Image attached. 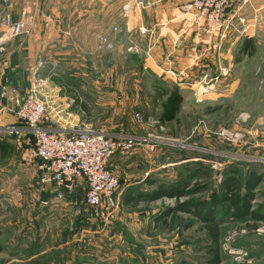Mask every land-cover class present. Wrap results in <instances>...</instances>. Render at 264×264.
<instances>
[{"label": "rangeland", "instance_id": "374dc122", "mask_svg": "<svg viewBox=\"0 0 264 264\" xmlns=\"http://www.w3.org/2000/svg\"><path fill=\"white\" fill-rule=\"evenodd\" d=\"M233 3L239 4L240 29L234 24L236 17L224 20ZM254 3L258 0L236 1L224 8L214 46L220 45L222 51L230 30L248 35L245 20L254 21ZM92 33L80 34L72 43L71 56L60 52L57 43L59 50L42 40L35 77L55 89L78 127L87 124L110 138L133 137L139 145L110 158L114 170H108L119 184L114 207L94 214L83 205L80 189L58 200L44 190L34 164L26 159L33 149L31 133L17 138L7 131L5 138L0 136L5 150H0V264H205L209 239L197 218L181 213L167 225L156 223V216L173 206L172 199L148 203L149 210L142 211L147 203L142 197L135 195V208L126 205L125 197L143 189L132 185V178L171 184L180 174L193 184L205 182L207 175L220 195L218 184L231 171L242 183L256 172L261 181L253 190L251 207L264 210V31L236 43L230 68L223 67L222 54L214 57L210 73H203L198 82L201 87V80L213 79L215 85L209 84L204 92L194 90L193 100L185 101L173 121L166 123L153 119L162 113L160 91L154 89L162 82L153 85L142 75L143 56L99 51ZM45 92H39L38 99L51 109ZM74 99L88 106L89 115L80 111ZM14 126L21 123L16 120ZM244 192L242 188L239 195ZM219 216L220 264H264V236L246 230L251 220L236 222ZM184 221L191 226L185 228Z\"/></svg>", "mask_w": 264, "mask_h": 264}, {"label": "crops", "instance_id": "0c3cea01", "mask_svg": "<svg viewBox=\"0 0 264 264\" xmlns=\"http://www.w3.org/2000/svg\"><path fill=\"white\" fill-rule=\"evenodd\" d=\"M179 3V0H10L8 3L10 18L13 21L18 20L24 10L29 24L25 35L15 39L4 38V51L0 53V92L4 90L6 94L3 98L0 97V136L5 138L6 129L16 123L14 111L31 84L37 80L35 75L40 62L36 59L42 51L40 49L42 40L52 42L48 45L49 48L59 50L60 46V52L71 56L75 47L72 43L79 39L80 34L84 36L93 31L95 46V40L97 41L99 36H105L113 44L110 49L112 52L118 54L129 52L143 56L141 73L143 76H148L147 79H151L152 83H150L153 85L162 82V85L154 89L160 91L159 97L161 96L163 104L173 91L180 95V107L185 101L193 100L191 98L193 91L198 89L199 77L205 72L210 73V65L212 63L215 65L214 57H217V52L214 45L217 42L216 38L219 37L216 35L210 40L212 50L207 51L205 47L207 41L196 28L191 26V17L180 14ZM238 5L233 3L225 12V21L232 16L236 17L235 26L240 16ZM253 8L256 11L254 21L245 20L248 35L242 36L239 32L230 33V30L222 41L224 44L219 55L222 54L223 67L226 69L232 66L231 51L236 43H240L244 38L256 37L260 35L259 31H264L262 12L264 0H258V3L253 4ZM5 15V6L0 4V21ZM114 27L117 28L116 32L112 30ZM237 27L240 29V25ZM2 30L0 24V35ZM32 68H35L34 72ZM22 71L25 75L20 74ZM8 74H12L13 77L8 78ZM208 83L213 86L216 82L211 79ZM43 91H46V100L52 107L48 109L53 120L50 126L71 130L76 123L71 122V114L67 112L66 103L56 97L55 89L48 82L38 86V93ZM153 119L158 121L160 117ZM14 127L18 131L14 133L17 138L29 134L24 127ZM1 144L0 150L3 149ZM149 150H152V147ZM32 163L40 178L41 172L37 168V161ZM108 167L114 170L110 159L107 162V169ZM144 176H147V173ZM144 179H130V182L134 181L132 185L136 183L139 187L143 186V189L132 193L133 195L131 193L126 195L136 202L135 206L126 204L127 206L137 207L136 198L154 189V186H148L147 181H153L155 185L164 187L173 185L177 181L175 179V182L166 184L161 179L150 178L144 183ZM43 187L44 190L50 191L54 200H58L55 197L54 185ZM78 189L85 192V184L80 183L74 190Z\"/></svg>", "mask_w": 264, "mask_h": 264}, {"label": "built area", "instance_id": "2783aa9c", "mask_svg": "<svg viewBox=\"0 0 264 264\" xmlns=\"http://www.w3.org/2000/svg\"><path fill=\"white\" fill-rule=\"evenodd\" d=\"M9 0H0L5 6L6 15L1 20L0 53L4 51V38L12 39L27 33L29 24L26 11L21 12L18 20L9 16ZM179 12L191 17V26L196 28L207 41L205 47L211 50L210 40L222 29L221 15L230 3L249 0H179ZM114 32L117 28L112 29ZM223 29V33H224ZM223 33L221 37H223ZM113 44L105 36H99L96 49L99 51L111 49ZM216 46V56L220 49ZM40 66V64L38 65ZM35 68H32L34 72ZM173 76V74H171ZM201 91L209 90L204 80H201ZM43 83L38 79L31 84L26 96L14 111L17 120L25 125V130L32 134L33 149L27 155V161H37L41 172L42 186L54 185L55 197L61 199L63 193L73 191L80 183L85 184L83 204L94 214L109 211L114 207L115 193L119 186L117 179L107 169L108 160L116 153H128L139 145L140 140L129 136L110 138L102 132H97L89 125H74L71 130L54 128L46 102L38 99V86ZM5 96V91L0 92ZM9 133H18L17 128L8 127ZM226 136V133H221ZM158 139V138H157ZM151 142V141H150ZM255 232L264 236V225L259 223ZM248 230V229H246ZM253 231V232H254ZM232 252V251H231Z\"/></svg>", "mask_w": 264, "mask_h": 264}, {"label": "trees", "instance_id": "16d2710c", "mask_svg": "<svg viewBox=\"0 0 264 264\" xmlns=\"http://www.w3.org/2000/svg\"><path fill=\"white\" fill-rule=\"evenodd\" d=\"M249 41L251 40H248L246 43H249ZM242 47V50L247 48L246 44ZM74 102L83 113L89 115V108L86 104L79 102L78 99H74ZM179 107L180 95L176 91H173L162 105L159 121L161 123L173 121ZM19 122L21 126L17 127H25L21 121ZM235 173L237 172L231 171V174L223 177L218 184L220 195L212 189L207 175L205 176V182L192 184L189 179H185L179 174V179L176 183L168 187L155 185L153 181H147L148 186H154V189L140 196V198L142 197L147 202L146 206L142 207L141 210L148 211V203L156 202L163 198L172 199L174 201L173 206L162 210L156 216L155 222H162L164 225H167V221L174 222L177 215L181 213L194 216L202 223L201 228L209 239V243L205 247V253L209 258L205 264H220L218 251L220 241L219 215L223 219L229 218L230 221L236 222L251 220L250 224H245L246 228L251 231L255 230L257 223H264V210H254L251 207V202L254 199L253 190L260 183L261 176L256 172H250L242 183V180ZM242 188L245 189V192L240 196L239 193ZM125 203L132 206L136 205V202L132 201L129 196L125 197ZM87 209L91 211L89 208ZM184 222H187L185 228L191 226L190 221ZM29 264H34V262L30 261Z\"/></svg>", "mask_w": 264, "mask_h": 264}, {"label": "water", "instance_id": "95a60500", "mask_svg": "<svg viewBox=\"0 0 264 264\" xmlns=\"http://www.w3.org/2000/svg\"><path fill=\"white\" fill-rule=\"evenodd\" d=\"M166 146H168V147H170V148H177V149H179V148H184V147H175V146H173V145H170V144H165Z\"/></svg>", "mask_w": 264, "mask_h": 264}]
</instances>
